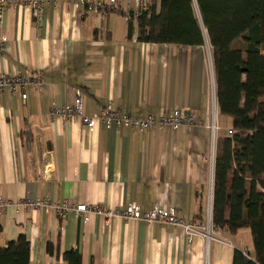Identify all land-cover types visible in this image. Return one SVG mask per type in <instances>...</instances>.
I'll return each instance as SVG.
<instances>
[{
    "label": "crops",
    "instance_id": "1",
    "mask_svg": "<svg viewBox=\"0 0 264 264\" xmlns=\"http://www.w3.org/2000/svg\"><path fill=\"white\" fill-rule=\"evenodd\" d=\"M152 3L159 8L160 0ZM2 28L0 75L40 74L42 88L25 87V99L0 90V198L104 208L132 203L141 210L158 204L185 220L206 217L215 152L206 127L215 91L206 36L193 46L140 42L127 37L121 14L86 13L71 0L46 5L36 22L28 7H9ZM78 90L88 115L111 103L132 116L189 112L201 124L140 130L98 123L90 130L79 119L50 115L52 107L72 103ZM215 104L220 135L231 121ZM19 234L29 240V264H64L71 248L79 250L81 264H232L235 249L253 253L245 227L234 233L215 227L213 239L188 241L168 224L106 221L98 214L83 221L72 212L61 218L42 206L7 205L0 245Z\"/></svg>",
    "mask_w": 264,
    "mask_h": 264
},
{
    "label": "trees",
    "instance_id": "2",
    "mask_svg": "<svg viewBox=\"0 0 264 264\" xmlns=\"http://www.w3.org/2000/svg\"><path fill=\"white\" fill-rule=\"evenodd\" d=\"M126 23L127 37L140 42L193 46L206 36L218 113L234 131L215 140L212 225L248 228L253 253L235 249L232 264H264V0H160ZM29 257L24 234L0 245V264H29ZM63 261L81 264L79 250H66Z\"/></svg>",
    "mask_w": 264,
    "mask_h": 264
},
{
    "label": "built area",
    "instance_id": "3",
    "mask_svg": "<svg viewBox=\"0 0 264 264\" xmlns=\"http://www.w3.org/2000/svg\"><path fill=\"white\" fill-rule=\"evenodd\" d=\"M66 0H0V50L4 48L7 37L3 31L2 23L4 12L9 7H28L31 11L34 21H39L46 5H58ZM73 6L84 12L105 13L109 11H123V19L125 22L136 21L138 14L146 10L151 4V0H71ZM132 11V16L129 12ZM213 84V83H212ZM33 86L40 90L42 88V78L40 74H21L19 71L9 75H0V90L7 89L11 93H20L22 99L26 98L25 87ZM212 98L214 108L211 110L210 122L206 125L210 133V146L213 150L217 132L220 129L216 118V97L214 86L212 88ZM51 116H61L64 121L79 119L81 123L88 129L93 130L98 123H102L106 128L112 126L131 127L140 130H147L152 127L166 128L170 127L174 130L183 125H200V121L195 119L191 113L174 112L172 114H163L159 118L153 115L132 116L128 113L114 108L111 103L104 106L99 112L88 115L84 110V94L82 91L75 93L73 102L64 104L59 107L50 109ZM229 134H233L232 129L227 130ZM13 205L16 208L42 206L52 210L59 217H63L66 213L72 212L83 221H87L91 214L101 215L106 221L111 218H122L144 221L150 223L168 224L173 227L180 228L187 240H192L195 236L205 238L207 241L213 239L214 226L212 225L211 211L208 210L206 217L203 219L185 220L175 214L171 207H162L155 204L152 208L141 210L135 204H128L122 208H104L98 205L85 203H72L68 200L60 203H51L50 201L38 198L35 201L23 199L20 202L12 203L9 200L0 198V214L3 207ZM216 239V238H215Z\"/></svg>",
    "mask_w": 264,
    "mask_h": 264
},
{
    "label": "rangeland",
    "instance_id": "4",
    "mask_svg": "<svg viewBox=\"0 0 264 264\" xmlns=\"http://www.w3.org/2000/svg\"><path fill=\"white\" fill-rule=\"evenodd\" d=\"M201 24V23H200ZM263 100H264V97H263ZM264 178V177H263Z\"/></svg>",
    "mask_w": 264,
    "mask_h": 264
}]
</instances>
